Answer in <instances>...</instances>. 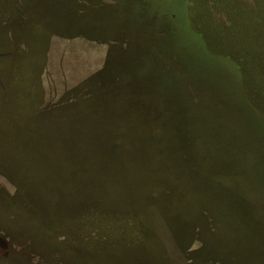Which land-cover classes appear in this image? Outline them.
<instances>
[{
    "label": "rangeland",
    "instance_id": "1",
    "mask_svg": "<svg viewBox=\"0 0 264 264\" xmlns=\"http://www.w3.org/2000/svg\"><path fill=\"white\" fill-rule=\"evenodd\" d=\"M0 264H264V0H0Z\"/></svg>",
    "mask_w": 264,
    "mask_h": 264
},
{
    "label": "trees",
    "instance_id": "2",
    "mask_svg": "<svg viewBox=\"0 0 264 264\" xmlns=\"http://www.w3.org/2000/svg\"><path fill=\"white\" fill-rule=\"evenodd\" d=\"M206 13H207L206 16H203V15H205V14H203L202 16L199 15L197 17V21H198L199 25L197 27H194L195 29L192 26L191 20H193V19L190 18V13L188 11H186V10H183V13H182L183 14V18L185 19L187 25L196 32L197 37L199 39H201L203 42L204 41H209L208 40V35L205 34V31L203 30L205 28L207 29V27H210V24L209 25L207 24V20L210 21V19L208 18L209 14H208V12H206ZM228 21L230 23H232L231 20H228ZM221 28H222V25L220 24L219 27H218V30H220Z\"/></svg>",
    "mask_w": 264,
    "mask_h": 264
}]
</instances>
